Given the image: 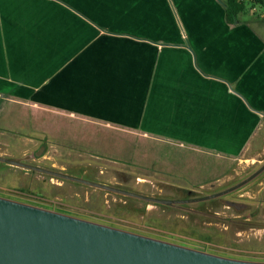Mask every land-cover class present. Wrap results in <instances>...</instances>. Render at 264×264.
I'll return each instance as SVG.
<instances>
[{"label":"crops","instance_id":"0c3cea01","mask_svg":"<svg viewBox=\"0 0 264 264\" xmlns=\"http://www.w3.org/2000/svg\"><path fill=\"white\" fill-rule=\"evenodd\" d=\"M255 7L231 24L221 0H0V100L247 160L264 139Z\"/></svg>","mask_w":264,"mask_h":264},{"label":"rangeland","instance_id":"374dc122","mask_svg":"<svg viewBox=\"0 0 264 264\" xmlns=\"http://www.w3.org/2000/svg\"><path fill=\"white\" fill-rule=\"evenodd\" d=\"M242 16L257 18L250 11ZM256 146V156L239 162L0 100V155L33 154L24 160L148 196L192 198L229 188L264 163V139ZM0 195L207 252L264 261V171L226 194L166 204L0 160Z\"/></svg>","mask_w":264,"mask_h":264},{"label":"water","instance_id":"95a60500","mask_svg":"<svg viewBox=\"0 0 264 264\" xmlns=\"http://www.w3.org/2000/svg\"><path fill=\"white\" fill-rule=\"evenodd\" d=\"M41 146L36 155L42 153ZM33 154L26 155L30 158ZM0 155V160L96 187L166 204L202 201L231 192L264 171L201 197L160 198ZM0 264H264L227 257L0 195Z\"/></svg>","mask_w":264,"mask_h":264},{"label":"trees","instance_id":"16d2710c","mask_svg":"<svg viewBox=\"0 0 264 264\" xmlns=\"http://www.w3.org/2000/svg\"><path fill=\"white\" fill-rule=\"evenodd\" d=\"M225 5L226 18L231 24H235L239 20V16L242 13L248 11V9L254 6H264V0H221ZM248 2L251 6H248Z\"/></svg>","mask_w":264,"mask_h":264},{"label":"flooded vegetation","instance_id":"af4514ba","mask_svg":"<svg viewBox=\"0 0 264 264\" xmlns=\"http://www.w3.org/2000/svg\"><path fill=\"white\" fill-rule=\"evenodd\" d=\"M188 198H191V197H185V198H183V199H188ZM186 203H188V202H186ZM182 204H185V203H182ZM48 208V207H47ZM55 210H57V209H55ZM57 211H61V210H57ZM62 212V211H61Z\"/></svg>","mask_w":264,"mask_h":264},{"label":"built area","instance_id":"2783aa9c","mask_svg":"<svg viewBox=\"0 0 264 264\" xmlns=\"http://www.w3.org/2000/svg\"><path fill=\"white\" fill-rule=\"evenodd\" d=\"M255 8H257V7H255ZM255 8H254V9H255Z\"/></svg>","mask_w":264,"mask_h":264}]
</instances>
